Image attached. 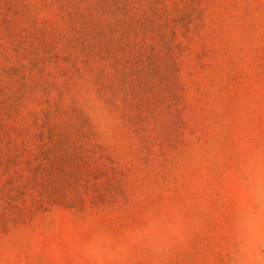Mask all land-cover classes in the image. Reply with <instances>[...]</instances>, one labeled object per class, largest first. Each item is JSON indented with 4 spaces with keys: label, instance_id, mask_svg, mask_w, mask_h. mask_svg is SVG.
Listing matches in <instances>:
<instances>
[{
    "label": "rangeland",
    "instance_id": "374dc122",
    "mask_svg": "<svg viewBox=\"0 0 264 264\" xmlns=\"http://www.w3.org/2000/svg\"><path fill=\"white\" fill-rule=\"evenodd\" d=\"M0 264H264V0H0Z\"/></svg>",
    "mask_w": 264,
    "mask_h": 264
}]
</instances>
